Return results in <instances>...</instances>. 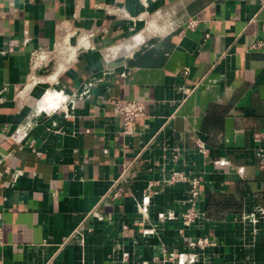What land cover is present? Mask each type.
<instances>
[{"label":"crops","instance_id":"obj_1","mask_svg":"<svg viewBox=\"0 0 264 264\" xmlns=\"http://www.w3.org/2000/svg\"><path fill=\"white\" fill-rule=\"evenodd\" d=\"M65 22L89 49L30 86ZM0 227V264H264V0H0Z\"/></svg>","mask_w":264,"mask_h":264},{"label":"built area","instance_id":"obj_2","mask_svg":"<svg viewBox=\"0 0 264 264\" xmlns=\"http://www.w3.org/2000/svg\"><path fill=\"white\" fill-rule=\"evenodd\" d=\"M145 6L151 0H140ZM108 14H116L121 18H128L127 12L123 8H117L116 12L107 10ZM56 41L51 49L34 50L30 56V72L28 77V84L35 86L42 83L44 80L40 79L43 73L48 72L52 66L63 70L67 65L76 61L79 53L86 51L90 47L89 40L94 35L93 32H86L78 30L71 26L70 23L65 22L59 25ZM114 112L119 118L124 137H134L136 134V121L145 116V105L138 100H120L114 104ZM188 181L191 184L190 195L193 200L192 206L185 214L183 224L189 225L196 217L195 202L198 197V180L196 178L187 177L182 173H174L169 178L167 183L175 184L178 182ZM4 245L3 230L0 227V247ZM209 245L207 239H198L191 241L189 246L191 249L196 247H206Z\"/></svg>","mask_w":264,"mask_h":264},{"label":"bare ground","instance_id":"obj_3","mask_svg":"<svg viewBox=\"0 0 264 264\" xmlns=\"http://www.w3.org/2000/svg\"><path fill=\"white\" fill-rule=\"evenodd\" d=\"M61 70V69H60Z\"/></svg>","mask_w":264,"mask_h":264}]
</instances>
